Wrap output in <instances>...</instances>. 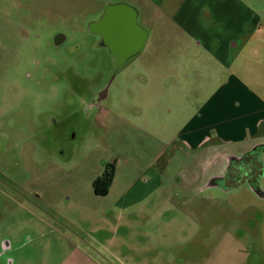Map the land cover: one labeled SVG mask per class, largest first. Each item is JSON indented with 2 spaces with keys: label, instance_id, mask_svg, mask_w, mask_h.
Returning a JSON list of instances; mask_svg holds the SVG:
<instances>
[{
  "label": "rangeland",
  "instance_id": "obj_1",
  "mask_svg": "<svg viewBox=\"0 0 264 264\" xmlns=\"http://www.w3.org/2000/svg\"><path fill=\"white\" fill-rule=\"evenodd\" d=\"M182 1L0 0V178L12 180L0 179V264H264V165L253 186L228 190L183 152L151 165L189 116L177 117L182 104L197 111L220 74L197 49L180 57L195 32L163 11ZM238 1L259 18L250 44L262 51L242 74L264 83V0ZM118 5L148 36L124 61L89 31ZM109 163L113 183L97 196Z\"/></svg>",
  "mask_w": 264,
  "mask_h": 264
},
{
  "label": "crops",
  "instance_id": "obj_2",
  "mask_svg": "<svg viewBox=\"0 0 264 264\" xmlns=\"http://www.w3.org/2000/svg\"><path fill=\"white\" fill-rule=\"evenodd\" d=\"M202 1L201 3L183 0L171 13L163 12L170 20L169 24L181 30L195 32L193 36L187 38L190 44L185 47L186 56H182V50L178 51L180 57L188 58L189 54L195 55L191 52L197 49V53L201 51L200 55L213 63L211 69L220 74L214 82L215 85L213 82L210 83L212 91L202 99L197 111L191 114L188 100L182 104L177 117L187 114L189 116L181 125L176 123L169 141H159V136L146 134L158 139L160 144L157 152L159 154L151 165L163 159V167L173 165L178 159L177 153L183 152L187 160H190V165L206 166L200 178L211 183L224 175L231 161H238L242 157L252 158L253 165L262 170L264 83L249 82L242 74L248 63L260 61L262 55L258 44H250L255 40L259 41V36L256 35L260 28L259 18L250 8L241 6L238 0ZM147 39L146 33L143 47ZM176 39L177 37H172L171 40L175 43ZM238 39L244 41L243 46L234 42ZM192 40L197 42L196 45L193 46ZM233 48L238 51L232 58L230 49ZM173 68L174 73L178 74V68L176 66ZM173 89L178 90V87L174 86ZM171 112V109H163V113ZM159 131L161 135L166 132L162 125ZM261 177L264 178V174ZM127 192L119 196L118 202L123 200L121 198L127 197ZM81 249L75 248L79 253H83Z\"/></svg>",
  "mask_w": 264,
  "mask_h": 264
},
{
  "label": "water",
  "instance_id": "obj_3",
  "mask_svg": "<svg viewBox=\"0 0 264 264\" xmlns=\"http://www.w3.org/2000/svg\"><path fill=\"white\" fill-rule=\"evenodd\" d=\"M136 19L137 13L133 8L125 5L110 6L97 22L91 23L89 31L100 36L105 46L113 47L117 43L115 54L124 61L140 52L146 38L145 30L137 25ZM125 50L127 52L124 53Z\"/></svg>",
  "mask_w": 264,
  "mask_h": 264
},
{
  "label": "flooded vegetation",
  "instance_id": "obj_4",
  "mask_svg": "<svg viewBox=\"0 0 264 264\" xmlns=\"http://www.w3.org/2000/svg\"><path fill=\"white\" fill-rule=\"evenodd\" d=\"M62 41H63V37H61V36H57L55 38V44L56 45H59L60 43H62ZM104 97H105V94L101 95L100 99H103ZM251 160H252V158L250 159V157H242L238 161L237 160L231 161L229 163L228 168L226 169L224 175L220 178L215 179L216 183L218 185L219 184L221 185V183L226 182L225 184H223V187H226L225 190L239 187L242 184L253 186L255 178L253 177L252 174L254 172V169L256 171L257 168H256V165H253V162ZM259 171L260 170H258V174L260 175ZM0 174H2L1 171H0ZM3 176H4L5 180H2L1 178L0 179L2 181H4V183L12 181L10 179V177H8L6 174ZM257 177H258V175H257Z\"/></svg>",
  "mask_w": 264,
  "mask_h": 264
},
{
  "label": "trees",
  "instance_id": "obj_5",
  "mask_svg": "<svg viewBox=\"0 0 264 264\" xmlns=\"http://www.w3.org/2000/svg\"><path fill=\"white\" fill-rule=\"evenodd\" d=\"M114 173L115 165L113 163L105 165L102 174L93 182L92 188L95 195L105 196L108 193L114 178Z\"/></svg>",
  "mask_w": 264,
  "mask_h": 264
}]
</instances>
